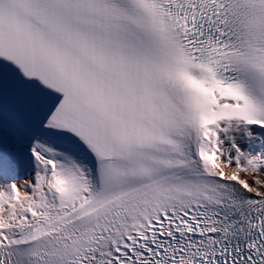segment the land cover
I'll list each match as a JSON object with an SVG mask.
<instances>
[{"label":"snow or ice","instance_id":"6c2138e0","mask_svg":"<svg viewBox=\"0 0 264 264\" xmlns=\"http://www.w3.org/2000/svg\"><path fill=\"white\" fill-rule=\"evenodd\" d=\"M0 264H264V0H0Z\"/></svg>","mask_w":264,"mask_h":264},{"label":"rangeland","instance_id":"374dc122","mask_svg":"<svg viewBox=\"0 0 264 264\" xmlns=\"http://www.w3.org/2000/svg\"><path fill=\"white\" fill-rule=\"evenodd\" d=\"M241 178H242V179L245 178L244 174H241Z\"/></svg>","mask_w":264,"mask_h":264}]
</instances>
